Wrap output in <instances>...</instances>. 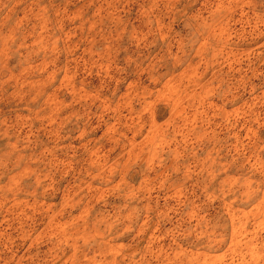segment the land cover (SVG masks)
Wrapping results in <instances>:
<instances>
[{
	"label": "rangeland",
	"instance_id": "1",
	"mask_svg": "<svg viewBox=\"0 0 264 264\" xmlns=\"http://www.w3.org/2000/svg\"><path fill=\"white\" fill-rule=\"evenodd\" d=\"M0 264H264V0H0Z\"/></svg>",
	"mask_w": 264,
	"mask_h": 264
}]
</instances>
